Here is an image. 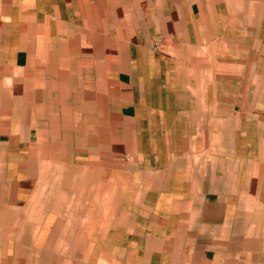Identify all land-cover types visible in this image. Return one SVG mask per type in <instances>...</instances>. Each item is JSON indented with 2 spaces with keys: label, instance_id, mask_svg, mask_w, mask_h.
Returning <instances> with one entry per match:
<instances>
[{
  "label": "crops",
  "instance_id": "obj_1",
  "mask_svg": "<svg viewBox=\"0 0 264 264\" xmlns=\"http://www.w3.org/2000/svg\"><path fill=\"white\" fill-rule=\"evenodd\" d=\"M0 248L264 264V0H0Z\"/></svg>",
  "mask_w": 264,
  "mask_h": 264
},
{
  "label": "rangeland",
  "instance_id": "obj_2",
  "mask_svg": "<svg viewBox=\"0 0 264 264\" xmlns=\"http://www.w3.org/2000/svg\"><path fill=\"white\" fill-rule=\"evenodd\" d=\"M4 250H5L4 248H0V260H1L0 264H18L16 261L17 259L15 258L14 255L17 254L22 256L25 254L24 249H19V248L6 249L7 250V259H6L3 254L1 255V253H4Z\"/></svg>",
  "mask_w": 264,
  "mask_h": 264
}]
</instances>
